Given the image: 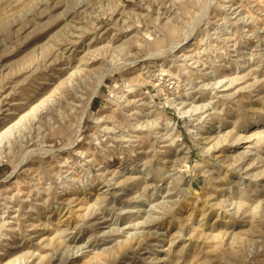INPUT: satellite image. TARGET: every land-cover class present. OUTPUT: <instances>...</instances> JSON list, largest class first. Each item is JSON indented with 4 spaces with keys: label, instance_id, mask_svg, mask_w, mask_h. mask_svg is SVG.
<instances>
[{
    "label": "rangeland",
    "instance_id": "rangeland-1",
    "mask_svg": "<svg viewBox=\"0 0 264 264\" xmlns=\"http://www.w3.org/2000/svg\"><path fill=\"white\" fill-rule=\"evenodd\" d=\"M0 264H264V0H0Z\"/></svg>",
    "mask_w": 264,
    "mask_h": 264
},
{
    "label": "bare ground",
    "instance_id": "bare-ground-1",
    "mask_svg": "<svg viewBox=\"0 0 264 264\" xmlns=\"http://www.w3.org/2000/svg\"><path fill=\"white\" fill-rule=\"evenodd\" d=\"M85 248V247H84Z\"/></svg>",
    "mask_w": 264,
    "mask_h": 264
}]
</instances>
